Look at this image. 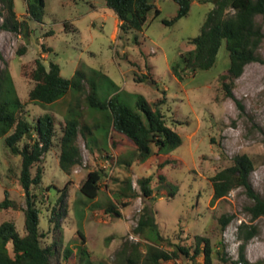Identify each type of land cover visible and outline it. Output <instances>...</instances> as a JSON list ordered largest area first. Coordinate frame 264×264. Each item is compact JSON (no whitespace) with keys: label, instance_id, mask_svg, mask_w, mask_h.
<instances>
[{"label":"rangeland","instance_id":"obj_1","mask_svg":"<svg viewBox=\"0 0 264 264\" xmlns=\"http://www.w3.org/2000/svg\"><path fill=\"white\" fill-rule=\"evenodd\" d=\"M155 4L160 16L155 17L151 12L142 31L123 38L119 37L118 19L105 0H46L43 22L29 21L33 30L30 39L0 30L3 55L0 70L8 69L11 73L18 97L27 103L30 121L50 114L60 136L67 109L73 101V95L68 94L44 108L29 102V93L34 87L31 74L36 60L42 58L47 65L50 61L59 64L65 78H71L77 70L83 71L87 77L83 99L89 85L94 83L101 99L118 94L119 99L135 111H138V97L144 98L153 110L164 101L161 108L166 122L182 140L180 147L167 155L146 162L136 160L130 168L120 166L118 155L130 160L133 146L127 145L122 151L112 150L104 130L94 129V121L100 115H92L87 105L81 104L82 126L89 127L94 134V137L87 131L86 136L79 134L81 164L71 175L60 169L59 137L41 163L42 185L34 192L38 194L42 211L41 231L46 234L43 244L57 246L59 253L52 264H66L63 257L66 248L74 249L70 264H84L75 250L80 245L77 233L80 229L86 236L90 264H123L117 254L125 244L127 253L138 245L143 254L151 245L134 234L147 205L154 208L166 239L162 244L164 250L171 252L183 246L193 253L196 238L204 237L210 240L213 264H242L239 248L243 241L237 237V232L244 222L257 228V235L246 247L245 258L251 263H264V218L252 223L247 207L253 202L246 189H236L225 199L211 204L209 181L217 172L229 167L234 157L245 154L255 165L250 178L253 190L264 195V40L257 52L263 62L245 67L243 75L234 83L236 100H232L226 97L220 82L230 65L227 40L223 41L210 70L190 72L183 81L172 72L174 67L183 65L181 56L195 49L190 41L200 34L208 14L215 9L213 0H205V3L192 0L189 14L173 26H166L163 21L177 15L178 4L173 0H156ZM15 8L19 20H28L26 1L15 0ZM233 12L229 10L228 14ZM256 21L264 32V17L258 16ZM2 22L0 18V24ZM135 37L140 46L135 43ZM24 49L25 53H21ZM148 74L153 81H139ZM239 103L244 110L239 108ZM167 159H173L174 165L158 168ZM36 170L35 167L32 171L34 175ZM94 170H102L104 179L98 197L91 200L80 193V186ZM21 171L22 157L13 154L4 138H0V203L6 199L12 202L8 209L0 210V225L13 222L24 236L27 205L20 183ZM161 175L164 176L162 182ZM142 177H153L154 200L142 197L138 185ZM128 178L133 180V188L139 196L124 207L122 201L113 198L112 192ZM53 186L51 191H46ZM65 188L67 193L63 192ZM61 196L64 199L58 203ZM110 204L119 215L106 213ZM54 208L61 211L55 221L52 219ZM224 216H233L225 229L222 228ZM203 261V256L197 258L199 264ZM161 264L192 262L181 256Z\"/></svg>","mask_w":264,"mask_h":264},{"label":"trees","instance_id":"obj_2","mask_svg":"<svg viewBox=\"0 0 264 264\" xmlns=\"http://www.w3.org/2000/svg\"><path fill=\"white\" fill-rule=\"evenodd\" d=\"M27 3L28 20H19L16 14L15 0H0V30L17 33L24 39H30L33 30L29 21L42 23L45 17L46 0H23ZM156 0H105L119 20V37L140 32L148 21L151 12L155 17L160 16V10L155 4ZM178 6L177 15L172 20H164L166 26H173L185 18L192 5V0H173ZM205 3V0H199ZM234 11L228 14V11ZM264 17V0H219L201 28L200 34L190 42L194 50L181 56L183 65L173 68V75L183 81L187 74L195 73L198 70L207 71L214 67L217 56L224 40H227L230 65L227 74L220 78L226 97L236 100L233 93V86L245 70V67L254 62H263L257 55L264 40V32L258 25L256 18ZM68 24H64L67 28ZM135 43L140 46L138 38ZM45 47V46H42ZM49 51V50H48ZM25 53V49L21 50ZM0 59L3 55L0 51ZM146 62V67H148ZM34 87L29 93V102L35 106L46 107L53 105L68 94L73 95V101L69 105L65 117V123L60 130V136L56 130L55 119L50 114L38 117L36 121H30L29 112L26 110L27 103H23L17 95L14 80L8 69L0 70V138H4L7 147L15 155L22 157V171L20 183L26 198L25 231L21 236L13 222H4L0 225V264H52L58 256V249L55 244H43L46 234L41 231V209L38 206V194L35 188H41L43 180V169L41 163L43 157L50 153L58 138L60 156L59 167L66 174L71 175L72 171L81 164L82 155L78 146L80 133L86 136V131L93 134V131L82 126L83 111L81 104H86L92 115L99 114L100 117L94 121V129L104 130L105 137L109 140L112 150L122 151L127 145H131L134 151L131 159L118 155L117 163L120 166L130 168L137 160L146 162L150 158L168 154L182 144L181 137L171 129L160 102L153 110L148 102L138 97V111L131 109L119 99V95H113L101 99L98 95L97 86L94 83L89 85V91L85 98L84 82L87 80L83 71L77 70L71 78L62 75L59 64L50 61L48 65L42 58L35 62V69L31 74ZM152 80L150 75H145L140 82ZM84 102H81V100ZM239 108L244 107L239 103ZM179 125V123H177ZM176 124V125H177ZM94 137V134H93ZM87 138V137H86ZM95 139V138H94ZM154 148L157 150L154 151ZM174 160L167 159L158 165V168L174 165ZM37 168L35 175L33 169ZM129 170V169H128ZM255 170V165L248 155H237L232 159V164L217 172L210 178L211 204L223 200L230 193L239 188H245L247 195L253 204L247 207V212L252 223L264 218V195L257 194L252 187L250 178ZM102 170L90 171L80 186V193L91 200H95L101 189V182L104 179ZM160 182L164 176L159 177ZM138 185L145 199L153 197V177H142ZM48 187L46 191H51ZM67 193V188L63 191ZM113 198L122 201L124 207L130 205V200L139 196L133 188V180H123L122 185ZM58 203L64 199L61 196ZM47 198V196L45 197ZM127 199L126 201H123ZM12 202L6 199L0 203V210L8 209ZM60 206V205H59ZM109 215H119L116 208L110 204L106 209ZM61 211L53 210V221ZM222 219L225 229L233 220V216H224ZM221 219V220H222ZM80 245L76 247L79 259L84 264H90V252L86 248V236L79 229ZM134 234L149 242L151 245L143 254L138 245L133 246L131 253L126 252L127 244L117 255L122 258L123 264H161L162 261L177 260L181 256L189 259L192 264H199L197 258L204 257L202 264H213V249L210 240L204 237H197L193 253L189 248L177 246L171 252L164 250L162 244L166 241L162 235L156 220L153 207L144 206ZM257 235V228L252 224L242 223L238 227L237 237L243 241L241 244L240 260L242 264H264L263 262L251 263L245 258V251L248 243ZM203 245V248H201ZM74 249L66 248L63 257L66 264H70Z\"/></svg>","mask_w":264,"mask_h":264},{"label":"water","instance_id":"obj_3","mask_svg":"<svg viewBox=\"0 0 264 264\" xmlns=\"http://www.w3.org/2000/svg\"><path fill=\"white\" fill-rule=\"evenodd\" d=\"M219 0H213V2L216 4Z\"/></svg>","mask_w":264,"mask_h":264},{"label":"crops","instance_id":"obj_4","mask_svg":"<svg viewBox=\"0 0 264 264\" xmlns=\"http://www.w3.org/2000/svg\"><path fill=\"white\" fill-rule=\"evenodd\" d=\"M116 24H117V28H118V25H119V20H118V22H117Z\"/></svg>","mask_w":264,"mask_h":264}]
</instances>
